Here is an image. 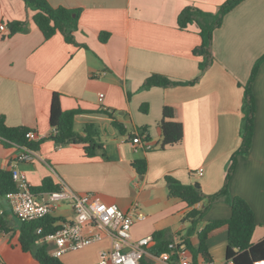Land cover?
<instances>
[{"label":"crops","instance_id":"0c3cea01","mask_svg":"<svg viewBox=\"0 0 264 264\" xmlns=\"http://www.w3.org/2000/svg\"><path fill=\"white\" fill-rule=\"evenodd\" d=\"M48 1L55 7L81 10L74 32L77 44L68 43L60 32L45 39L24 0H0V25L7 26L0 30V116L8 126L36 131V139L47 137L52 132V96L60 93L64 110H80L75 116L78 132L83 134L87 124L95 125L106 157H87L83 144L58 147L47 138L33 151L32 159L17 162L23 148L0 142V168L17 164L33 187L51 178L78 194L90 193L115 203L123 212H132L137 202L146 218L133 225L135 239L162 231L170 242L181 240L189 226L184 217L191 207L169 195L168 177L199 184L206 195L222 189L231 158L242 143L244 85L262 59L253 82L257 110L252 146L237 156L227 194L211 204L197 230L209 220L230 218L231 199L240 196L255 214L252 242L263 240L264 0H244L227 14L214 31L215 60L195 84L151 88L142 86L154 73L175 81L200 75L202 58L193 52L201 43L199 28L192 24L180 29L178 15L188 5L215 12L225 0ZM14 20L26 21V28L11 34L8 22ZM103 32L108 33L105 41ZM100 93H104L102 101ZM165 105L177 111L184 135L179 143L162 148ZM113 121L123 124L126 134L119 133ZM131 134L148 138L152 148L135 145ZM137 159L147 160L146 174L134 169ZM200 168L203 175L197 172ZM203 206L204 201L196 205ZM52 217L57 224L72 220L71 203H59ZM21 225L8 199L0 196V264H35L20 244ZM227 238V225L211 232L209 260H226ZM190 240L198 247L197 232ZM109 244L106 238L88 246L95 251L92 263ZM190 252L193 264L208 261ZM146 258L149 264H160Z\"/></svg>","mask_w":264,"mask_h":264},{"label":"trees","instance_id":"16d2710c","mask_svg":"<svg viewBox=\"0 0 264 264\" xmlns=\"http://www.w3.org/2000/svg\"><path fill=\"white\" fill-rule=\"evenodd\" d=\"M244 0H225L215 12L205 11L195 5H188L182 9L178 15V26L180 29H187L190 25L196 24L199 28L201 43L193 50L194 54L200 56L202 60L199 63L200 75L190 81H175L169 77L154 73L144 82L142 88H151L153 86L171 87L177 85H193L213 63V35L214 31L220 28L227 14L235 9ZM26 6L33 10V20L39 29L43 32L45 39L51 38L57 32L63 34L68 43L77 44L74 32L78 29L80 9H70L64 6H53L48 0H24ZM11 34H15L26 28V21L14 20L8 22ZM108 33L103 32L101 40L107 39ZM262 59L257 61L253 67L250 79L244 85L243 99V120L241 125L242 143L231 158L228 167L226 182L222 189L213 194L206 195L194 184H183L170 177L168 181L169 195L180 198L185 201L191 209L185 215L184 220L190 222L186 233L181 236L180 245L189 247L194 256L202 254L209 261L207 249V240L213 230L222 226L228 227V238L226 247V260H232L234 264H255L256 261L264 259V239L258 243L252 242V236L256 227L255 214L247 201L235 196L231 199L232 214L225 220H209L205 226L197 230L198 225L203 222L211 204L228 192V182L232 176L236 158L240 154L247 153L253 142L255 129V114L257 110L256 97L253 91V82L258 72ZM80 112L79 109L64 110L61 106V95L55 92L51 100L50 124L52 132L47 137L40 139L29 138L28 132L33 131L25 126L11 127L5 122L3 116H0V142L5 145L17 144L21 148L37 150L42 141L49 138L54 140L58 147L71 144H83L85 155L95 157L102 155L106 157L104 144L101 143L94 124H87L84 133L81 134L75 129V116ZM175 108L165 105L163 108V117L161 120L162 144L165 148L168 145L179 143L183 139L184 128L182 122L178 119ZM113 126L121 134H126L123 124L113 121ZM36 133V131H33ZM140 134H131L132 139ZM142 137V136H141ZM147 141L148 138L144 137ZM133 167L140 175L147 172L148 164L146 159H137L133 161ZM12 169L0 168V196L16 190V184L13 179ZM60 188L51 178H45L37 187H31L35 193L55 191ZM204 201V206L197 208L196 205ZM56 219L48 216L42 220L22 222L20 233V244L23 251L32 254L39 264H65L60 258L54 257L49 253V245L40 242V239L48 232L57 229ZM42 227L43 232L38 233V228ZM198 234L199 244L195 247L191 243V236ZM156 244L152 251L160 253L166 250L169 240L164 237L162 231L153 234ZM142 264H149L143 261Z\"/></svg>","mask_w":264,"mask_h":264},{"label":"built area","instance_id":"2783aa9c","mask_svg":"<svg viewBox=\"0 0 264 264\" xmlns=\"http://www.w3.org/2000/svg\"><path fill=\"white\" fill-rule=\"evenodd\" d=\"M5 23L0 25V30L5 31ZM104 93L99 94L102 101ZM29 138H36L33 131L28 132ZM135 145L151 149L152 145L144 137L136 136L133 139ZM20 160L32 159L33 151L23 148ZM15 164L12 168L16 190L5 195L8 199L14 215L22 222L42 220L52 216L63 201L71 203L74 217L72 220L60 221L55 225L57 229L48 232L40 239L47 243L50 255L61 258L64 254L81 250L106 238L110 239L108 247L99 251V259L96 264H142L147 262L146 257L156 259L160 264H193L191 252L186 245H180L182 240H173L166 250L155 253L151 247L155 244L153 236L135 239L132 227L136 221L146 218L139 204L132 205V212H123L117 204L107 203L94 194H78L67 186L60 185L55 191L35 193L31 190V183L26 174L20 171ZM198 174L203 175V168L198 169ZM43 228H38L42 233ZM206 264H234L232 260L215 263L212 260ZM255 264H264V259Z\"/></svg>","mask_w":264,"mask_h":264},{"label":"rangeland","instance_id":"374dc122","mask_svg":"<svg viewBox=\"0 0 264 264\" xmlns=\"http://www.w3.org/2000/svg\"><path fill=\"white\" fill-rule=\"evenodd\" d=\"M187 224L190 226V222H188ZM150 251L151 250H149V252ZM60 259L62 261L65 260L66 264H96L98 261L97 260L96 262L92 263V261L95 259V251L91 250L89 247L66 253ZM34 263L37 264L36 261Z\"/></svg>","mask_w":264,"mask_h":264},{"label":"water","instance_id":"95a60500","mask_svg":"<svg viewBox=\"0 0 264 264\" xmlns=\"http://www.w3.org/2000/svg\"><path fill=\"white\" fill-rule=\"evenodd\" d=\"M196 187H199V184H196Z\"/></svg>","mask_w":264,"mask_h":264}]
</instances>
